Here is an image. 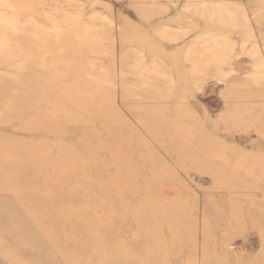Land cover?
<instances>
[{
    "label": "rangeland",
    "instance_id": "rangeland-1",
    "mask_svg": "<svg viewBox=\"0 0 264 264\" xmlns=\"http://www.w3.org/2000/svg\"><path fill=\"white\" fill-rule=\"evenodd\" d=\"M0 264H264V0H0Z\"/></svg>",
    "mask_w": 264,
    "mask_h": 264
}]
</instances>
